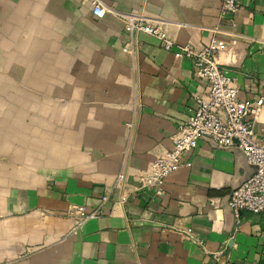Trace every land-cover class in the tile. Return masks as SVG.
Masks as SVG:
<instances>
[{
	"label": "crops",
	"instance_id": "0c3cea01",
	"mask_svg": "<svg viewBox=\"0 0 264 264\" xmlns=\"http://www.w3.org/2000/svg\"><path fill=\"white\" fill-rule=\"evenodd\" d=\"M102 1L112 12L98 19L92 0H0V264H264V212L238 223L228 206L254 171L236 147L203 138L161 193L141 186L208 82L119 15L161 22L179 43L218 39L253 99L264 0H241L234 23L223 0ZM252 121L264 136V106ZM79 207L101 214L81 221Z\"/></svg>",
	"mask_w": 264,
	"mask_h": 264
},
{
	"label": "built area",
	"instance_id": "2783aa9c",
	"mask_svg": "<svg viewBox=\"0 0 264 264\" xmlns=\"http://www.w3.org/2000/svg\"><path fill=\"white\" fill-rule=\"evenodd\" d=\"M93 15L101 19L112 10L102 0H92ZM241 0H223L220 17L234 23L240 10ZM131 36L145 33L156 38L160 45L179 58L193 62L194 75L207 80L206 89L192 97L189 114L171 137L173 146L156 156L146 170L140 172L142 187L157 188L162 192L163 183L173 172L189 165L187 155L206 138L218 146L241 149L254 172L241 185L232 190L228 206L233 210L237 222L243 211L260 214L264 212V136L258 137L253 126V118L264 106V94L253 99H242L240 87L235 77L230 75L220 62L222 42L213 39L205 44L179 43L163 26L139 12L119 14ZM81 221L95 218L99 210L79 207ZM191 235V234H190ZM191 238L201 243L197 236Z\"/></svg>",
	"mask_w": 264,
	"mask_h": 264
},
{
	"label": "water",
	"instance_id": "95a60500",
	"mask_svg": "<svg viewBox=\"0 0 264 264\" xmlns=\"http://www.w3.org/2000/svg\"><path fill=\"white\" fill-rule=\"evenodd\" d=\"M237 148V147H236ZM237 149H239V148H237ZM241 152H242V154H243V156H244V158H245V160L248 162V160H247V157L245 156V154H244V152L241 150V149H239ZM249 163V162H248ZM250 164V163H249ZM253 166V165H252ZM253 168H254V166H253ZM254 172V171H253ZM253 172H252V174H253ZM251 174V175H252ZM251 175H249V176H251ZM249 176H247L244 180H242V182L240 183V184H238L236 187H238L239 185H241ZM235 189V188H234ZM232 212H233V210H231ZM233 214H234V212H233Z\"/></svg>",
	"mask_w": 264,
	"mask_h": 264
}]
</instances>
